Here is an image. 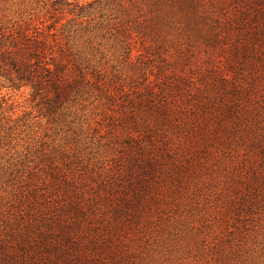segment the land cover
<instances>
[{
	"label": "rangeland",
	"instance_id": "1",
	"mask_svg": "<svg viewBox=\"0 0 264 264\" xmlns=\"http://www.w3.org/2000/svg\"><path fill=\"white\" fill-rule=\"evenodd\" d=\"M229 2L226 16L217 23L228 22L230 26L226 31L223 29L224 35L216 34L215 41L208 45L201 39L190 38L191 33L182 28V20L164 14L170 6L161 0L159 3L155 0H0V25L18 21L29 32L39 27L47 40L49 58L71 74L84 75L95 85L100 84L102 89L104 82L117 91L122 81L123 91L130 89L128 98L136 94L141 86L140 74L148 69L142 65L137 70L139 61H133L135 54L141 50L145 55L154 52L146 53L151 48H139L140 44L136 43L129 57L128 48L122 46V38L118 36L120 24H125L127 34L132 33L137 41L152 45L151 51L156 49L162 55L175 56L176 50L182 49L180 53L190 60L187 66L195 64V55L205 57L204 65L194 74L204 73L211 64L218 67L216 72L228 78L225 87L230 89L220 96L227 101L248 103L245 106L248 121L242 124L254 126L250 127L251 136L241 140L235 135L241 131H236L228 143L220 130L215 134L189 131L191 142H182L177 157L185 166L179 175L189 179V192L181 190L171 196L170 179L159 177L157 195H162L161 200L154 202L148 197L146 207L138 211L139 219L130 214L121 218L120 227L107 230L106 220L115 223L114 201L109 200L114 195L109 183L117 180L118 168L113 165L119 163L117 154L122 146V140L116 141L106 134L110 121L107 117L112 114L105 108L109 106L107 99L93 87L49 114L40 100L32 98L30 86L12 88L3 83L5 86L0 88L4 108L0 115L1 233L8 235L14 226L20 186L26 181L38 184L48 181L57 170L82 182L86 179V196L96 207L87 213L96 226L91 233L97 237L93 253L98 259L117 264L256 263L249 255L256 253L258 243L237 231L234 212L223 211L222 196L261 165L254 142L264 141V13L258 14V6L251 0ZM260 6L264 7V3ZM212 78V75L199 76L192 85L193 94L204 89ZM0 81L2 85L4 80ZM201 119L197 116L195 122ZM203 136L206 141L201 139ZM170 144L174 150L176 143ZM96 171L105 178L102 184L95 176ZM51 190L48 186L49 195L58 196L61 204L67 201L63 202L62 192L52 195ZM250 226L247 223V229ZM10 243L15 251L14 239Z\"/></svg>",
	"mask_w": 264,
	"mask_h": 264
},
{
	"label": "trees",
	"instance_id": "2",
	"mask_svg": "<svg viewBox=\"0 0 264 264\" xmlns=\"http://www.w3.org/2000/svg\"><path fill=\"white\" fill-rule=\"evenodd\" d=\"M162 1L169 2L170 6L163 11L164 14L182 20V28L191 33L190 38L201 39L210 43L208 45L215 41L216 34L224 35L223 29L226 31V27L230 26L228 22L217 23L218 19L226 16L229 0ZM251 1L258 6L257 13L263 14L264 7L259 5L264 0ZM124 25L120 24L118 36L122 38V46L128 48V55L136 43L140 44L139 48L152 49V45L137 41L132 33L128 35ZM46 42L39 27L29 32L18 21L0 25V80H4L0 88L5 86L3 83H8L7 86L12 88L30 86L32 98L40 100L49 114L61 110L65 102L73 101L77 94L90 92L93 87L107 99L109 106L105 108L112 114L107 117L110 121L106 126V134L116 141L122 140L117 154L119 163L113 165L118 168L117 180L109 183V190L114 195L109 200L114 201L115 223L113 225L106 220L107 230L120 227L121 218L130 214L139 219L141 215H138V211L146 207L148 197L154 202L161 200L162 195H157L159 177L170 179L168 191L171 196L181 190L189 192V179L179 175L185 166L177 158L182 142H191L189 131L215 134L220 130L226 143L231 141V134L236 131H241L235 134L241 140L253 134L250 127L254 126L242 124L248 121L245 116L248 103L242 104L232 99L227 101L220 96L221 92L230 89L225 87L228 78L216 72L219 68L211 64L204 69V73L194 74L204 65L205 57L195 55V64L187 66L190 60L180 53V48L176 50L178 53L175 56L162 55L154 48L146 51L154 52L149 55L141 50L135 54L133 61H139L137 70L142 65L145 68L148 66V69H143L140 74L141 86L136 94L128 98L130 89L123 91L122 81L118 90L112 91L111 84L101 83L104 85L102 89L100 84L95 85L84 75L76 76L66 71L47 56ZM250 52L252 55V48ZM209 75L213 77L211 83L193 94L194 81H198L199 76ZM2 100L3 96L0 95V115L4 112ZM124 106L128 110H124ZM197 116L202 117L199 123L195 122ZM210 120L212 123L209 124ZM201 139L206 141L204 136ZM172 142L176 143L174 150L171 148ZM254 143L259 149L258 160L261 165L253 168L249 178L244 177L245 180L229 187L222 200L225 205L223 211L234 212L233 221L237 231L243 237L251 236L259 245L256 253L250 254L249 258L255 259V264H264V141L258 139ZM166 161L171 165H167ZM53 170H50V176ZM95 176L101 179V184L104 182L101 172L96 171ZM83 180L67 177L56 170L48 181L42 180L39 184L26 181L20 186L14 226L8 235L0 232V264H117L113 260L108 262L98 259L93 253L97 237L91 232L95 231L96 226L87 212L92 213L96 207L86 196L84 187L87 184L86 179ZM48 186L52 187V195L62 192L63 202L67 201L61 204L58 196L51 197ZM24 206L27 209H22ZM117 222L119 225H116ZM247 223L251 225L248 229ZM12 239L17 246L15 251L12 248L14 245L10 243ZM88 246L91 249L85 248ZM19 251L22 257H19Z\"/></svg>",
	"mask_w": 264,
	"mask_h": 264
}]
</instances>
